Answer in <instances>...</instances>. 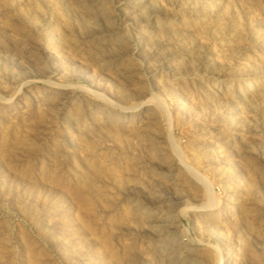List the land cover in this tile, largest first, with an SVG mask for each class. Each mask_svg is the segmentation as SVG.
I'll use <instances>...</instances> for the list:
<instances>
[{
	"label": "rangeland",
	"instance_id": "rangeland-1",
	"mask_svg": "<svg viewBox=\"0 0 264 264\" xmlns=\"http://www.w3.org/2000/svg\"><path fill=\"white\" fill-rule=\"evenodd\" d=\"M0 264H264V0H0Z\"/></svg>",
	"mask_w": 264,
	"mask_h": 264
},
{
	"label": "bare ground",
	"instance_id": "bare-ground-1",
	"mask_svg": "<svg viewBox=\"0 0 264 264\" xmlns=\"http://www.w3.org/2000/svg\"><path fill=\"white\" fill-rule=\"evenodd\" d=\"M162 222H163V221H162ZM168 223H169V222H168ZM170 223H171V221H170ZM162 224H163V223H162ZM169 225H170V224H169ZM170 226H171V225H170ZM163 228H164V227H163ZM169 229H171V228H169ZM167 230H168V229H167ZM163 231H164V230H163ZM173 233H174V232H173ZM171 240H172V239H171ZM173 246H174V245H173ZM168 247H169V246H168ZM168 247H167V248H168ZM170 247H171V246H170ZM169 251L173 253V252L175 251V248H174V247H171ZM187 256H188V255H187ZM184 259H185V258H184ZM187 259H188V257H187ZM182 260H183V259H182ZM178 261H179V260H178ZM179 262H180V261H179ZM182 262H183V261H182Z\"/></svg>",
	"mask_w": 264,
	"mask_h": 264
}]
</instances>
